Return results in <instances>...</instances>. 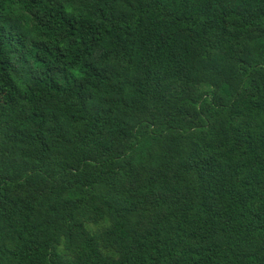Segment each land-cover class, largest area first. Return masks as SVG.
Here are the masks:
<instances>
[{"label": "trees", "instance_id": "trees-1", "mask_svg": "<svg viewBox=\"0 0 264 264\" xmlns=\"http://www.w3.org/2000/svg\"><path fill=\"white\" fill-rule=\"evenodd\" d=\"M0 264H264V0H0Z\"/></svg>", "mask_w": 264, "mask_h": 264}]
</instances>
